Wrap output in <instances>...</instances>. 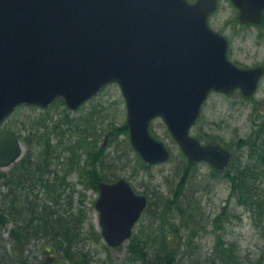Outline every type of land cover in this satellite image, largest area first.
Here are the masks:
<instances>
[{"label": "water", "instance_id": "water-1", "mask_svg": "<svg viewBox=\"0 0 264 264\" xmlns=\"http://www.w3.org/2000/svg\"><path fill=\"white\" fill-rule=\"evenodd\" d=\"M241 19H260L264 0H233ZM216 0H0V123L20 104L49 106L62 98L77 109L110 82L127 103L133 147L148 163L170 151L150 134L162 116L182 151L224 169L231 153L190 135L212 89L251 95L261 68L227 58L228 42L208 25ZM20 139L0 134V167L22 156ZM96 208L105 241L130 239L148 204L126 178L100 181Z\"/></svg>", "mask_w": 264, "mask_h": 264}, {"label": "rangeland", "instance_id": "rangeland-1", "mask_svg": "<svg viewBox=\"0 0 264 264\" xmlns=\"http://www.w3.org/2000/svg\"><path fill=\"white\" fill-rule=\"evenodd\" d=\"M239 10L232 0H219L210 25L229 38L232 61L240 67L262 69L259 87L250 98L240 88L231 94L212 91L191 130L203 145L217 144L233 151L228 169L220 171L207 162L191 164L161 116L153 119L150 132L165 144L171 156L158 164L145 162L124 128L128 110L118 82L109 83L75 110L64 101L46 107L22 104L0 124L1 131H14L23 146L22 157L7 168L0 167L2 171H11L23 157L37 153L39 134L47 128L37 126L36 122L45 121L49 128L59 123L65 131L64 141L72 146L83 133L67 130L71 125L67 119L93 133L86 139L87 144L78 148V168L77 164L70 171L68 166L57 167L61 172L57 186L62 194L59 208L83 228L84 239L78 245L84 252L89 251V264H161L165 252L157 241L167 227L178 230V264H206L214 256L215 264H226L222 259L233 253L237 264H264V167L253 162L250 169L245 164L251 154L246 141L253 117L261 120L259 112L264 111V23L254 28L242 26ZM51 138L53 143H59L58 135L52 134ZM91 152L95 157H90ZM65 155L61 152V156ZM101 158L104 161L99 165ZM93 170L111 179L125 177L138 192L149 197L132 238L119 247L109 246L101 234L95 207L99 191L90 179ZM240 172L253 176L247 187L233 175ZM37 192L43 200L45 195L40 186ZM176 192H180L178 196ZM13 226L10 220L6 236ZM136 241L145 246L149 242L147 262L132 253ZM44 242L45 239L33 240L26 254L34 262L40 261L36 264H63L64 261L55 259L54 252L43 253Z\"/></svg>", "mask_w": 264, "mask_h": 264}, {"label": "trees", "instance_id": "trees-1", "mask_svg": "<svg viewBox=\"0 0 264 264\" xmlns=\"http://www.w3.org/2000/svg\"><path fill=\"white\" fill-rule=\"evenodd\" d=\"M55 103L64 102L57 99ZM67 122L71 123L67 130L75 131L80 135L83 133L77 139L76 145L72 146L71 142L64 141L65 131L60 129L59 123L49 128L45 121H39L36 122L37 126L43 125L47 128L48 135L47 131L39 134L37 153L23 157L22 161L16 163L11 171L0 170V264L39 263L40 261L34 262L33 257L26 254L28 244L37 239H45L43 250L41 249L44 254L54 252L55 259L64 261L63 264H89L87 259L89 251L84 252L78 245L84 239L83 228L79 227L69 215L63 214L62 208H59L58 202L62 194L58 193L57 186H59L61 172L57 167L58 165L68 166L70 171V168L77 164L78 168L80 160L78 148L84 147L87 144L86 139L93 133L87 128L74 125L73 120L67 119ZM124 128L128 133L127 122L124 123ZM52 134L58 135L60 138L58 144L52 142ZM61 152L64 155L66 153L67 159L65 156H61ZM90 157H95L93 152L90 153ZM103 161L104 159L101 158L99 165L103 164ZM189 162L195 163L192 160ZM238 174L236 179L241 178V182H244L247 187V182H250L246 178L247 176L241 172ZM90 179L93 180L95 186L101 180L109 182L116 180L97 170H93ZM39 186L45 195L43 200L37 192ZM179 193L176 192V196ZM179 209L183 213V208L180 205ZM77 215L82 216V214ZM10 220L14 222V226L6 236V225ZM177 232V229L171 230L169 227L162 231L160 240L157 241L159 248L162 247L165 252V261L161 264H178L177 250L180 243H177L179 239ZM194 232L197 233V230L195 229ZM145 244L148 247L149 242L147 241ZM132 245L131 251L136 258L147 262V247L140 244V241H136ZM43 256L45 257V255ZM222 260L226 264L238 263L234 253L226 254ZM206 264H215V256L209 258Z\"/></svg>", "mask_w": 264, "mask_h": 264}, {"label": "flooded vegetation", "instance_id": "flooded-vegetation-1", "mask_svg": "<svg viewBox=\"0 0 264 264\" xmlns=\"http://www.w3.org/2000/svg\"><path fill=\"white\" fill-rule=\"evenodd\" d=\"M188 1L190 3H194L197 0H188ZM218 8H219V0H217V7L214 9V11L208 17V23H209V25H210V18H211V16L216 13V11L218 10ZM236 8L239 9L237 6H236ZM238 17L240 19V14H239ZM239 21H240V24L242 26H250V28H254L255 26H259L260 24L264 23V9L261 11L260 19L258 21L248 20L246 22H243V21H241V19ZM210 27H211V25H210ZM212 29L214 31H216L215 28H212ZM216 32L220 33L219 31H216ZM226 38H227L228 43H229V47H228V57L230 58V56H229V52H230V40H229L228 37H226ZM235 63L238 64L237 62H235ZM260 81H261V79H260ZM260 81H259V84H260ZM253 95H251L250 97H252ZM250 97H248V98H250ZM259 113H260V115H262L261 116L262 119L260 120V119L256 118V116L253 117L254 118V121L252 122L253 125H252V128L250 129V131L248 132V135H247V140L248 141H246L247 142L246 144H247L248 149L251 150V154L249 152L248 159L246 160L245 164H246V167H248L250 169H251V166L253 167V165H254L253 162L256 163V166L259 163V164H262L263 167H264V111H260ZM261 150H263L262 151V154H260ZM229 151L232 154V158H231L230 163H229V166H230L231 161L233 159V151L232 150H229ZM233 175H236L234 177L237 178L239 174L238 173H235ZM246 176H247L246 178L248 180H250L253 177V176H250V175H246ZM41 264H43V263H41ZM44 264H48V263H44Z\"/></svg>", "mask_w": 264, "mask_h": 264}]
</instances>
